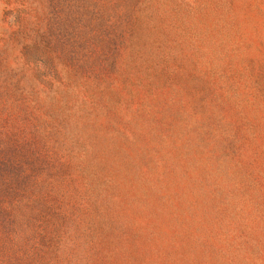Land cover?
Returning <instances> with one entry per match:
<instances>
[{"label":"rangeland","instance_id":"374dc122","mask_svg":"<svg viewBox=\"0 0 264 264\" xmlns=\"http://www.w3.org/2000/svg\"><path fill=\"white\" fill-rule=\"evenodd\" d=\"M0 264H264V0H0Z\"/></svg>","mask_w":264,"mask_h":264}]
</instances>
